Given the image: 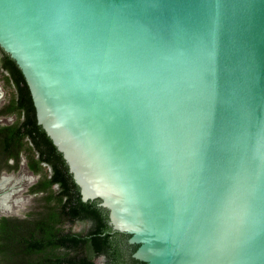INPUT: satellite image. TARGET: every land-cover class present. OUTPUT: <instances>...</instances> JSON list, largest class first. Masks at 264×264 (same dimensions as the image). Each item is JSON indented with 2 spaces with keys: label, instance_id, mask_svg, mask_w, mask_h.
<instances>
[{
  "label": "water",
  "instance_id": "water-1",
  "mask_svg": "<svg viewBox=\"0 0 264 264\" xmlns=\"http://www.w3.org/2000/svg\"><path fill=\"white\" fill-rule=\"evenodd\" d=\"M0 48L134 259L264 264V0H0Z\"/></svg>",
  "mask_w": 264,
  "mask_h": 264
},
{
  "label": "trees",
  "instance_id": "trees-1",
  "mask_svg": "<svg viewBox=\"0 0 264 264\" xmlns=\"http://www.w3.org/2000/svg\"><path fill=\"white\" fill-rule=\"evenodd\" d=\"M0 75L11 89L0 116L15 115L0 125V171H15L24 156L38 175L30 194L37 205L24 217H0V264H95L105 255L109 264H145L132 257L136 245L128 235L113 232L98 202H83L68 167L42 127L24 76L0 48ZM12 161V163H9ZM88 229L72 230L75 224Z\"/></svg>",
  "mask_w": 264,
  "mask_h": 264
},
{
  "label": "rangeland",
  "instance_id": "rangeland-1",
  "mask_svg": "<svg viewBox=\"0 0 264 264\" xmlns=\"http://www.w3.org/2000/svg\"><path fill=\"white\" fill-rule=\"evenodd\" d=\"M0 91L2 92V99L0 100V106L4 105L11 94V89L4 85L2 77L0 75ZM14 120V116L2 117L0 118V125L10 123ZM9 163H12L10 161ZM11 177V185L17 183L11 190L16 191L14 196L11 197L10 202L3 204V212L0 211L1 216H16L24 217L26 213L32 210L37 205V199L39 195L30 194V187L37 181L38 176L33 175L29 172L26 167V162L24 156L21 157V162L19 168L15 171H0L1 176ZM72 230L78 231L83 228H88V224H75L71 227ZM96 264H105L103 258H97L95 260Z\"/></svg>",
  "mask_w": 264,
  "mask_h": 264
},
{
  "label": "bare ground",
  "instance_id": "bare-ground-1",
  "mask_svg": "<svg viewBox=\"0 0 264 264\" xmlns=\"http://www.w3.org/2000/svg\"><path fill=\"white\" fill-rule=\"evenodd\" d=\"M2 92L0 91V100L2 99ZM12 180L11 177L1 176L0 177V211H2L4 208L3 204L6 202H10L11 197L14 196L15 192L14 190H11L14 186L17 185L15 183L14 185H11ZM3 212V211H2Z\"/></svg>",
  "mask_w": 264,
  "mask_h": 264
},
{
  "label": "flooded vegetation",
  "instance_id": "flooded-vegetation-1",
  "mask_svg": "<svg viewBox=\"0 0 264 264\" xmlns=\"http://www.w3.org/2000/svg\"><path fill=\"white\" fill-rule=\"evenodd\" d=\"M7 102H8V100L6 101V103H7ZM6 103H5V104H6ZM2 107H3V105L0 106V109H1ZM8 116H14V120L16 119V118H15V115H8ZM8 116H0V118H2V117H8ZM14 120H13V121H14ZM13 121H12V122H13ZM12 122H10V123H12ZM10 123H7V124H10ZM3 125H5V124H3ZM9 162H10V161H9ZM26 167H27V166H26ZM1 171H2V170H1ZM3 171H5V170H3ZM29 172H30V171H29ZM30 173H31V172H30ZM31 174H32V173H31ZM33 175H34V174H33ZM36 176H38V175H36ZM38 178H39V176H38ZM86 229H88V228H86ZM131 255H132V254H131ZM100 257L103 258V259L105 260V264H109V263H108V260H107V257H106L105 255H98V257H96L95 260H96L97 258H100ZM95 260H94V262H95ZM95 264H96V262H95Z\"/></svg>",
  "mask_w": 264,
  "mask_h": 264
}]
</instances>
